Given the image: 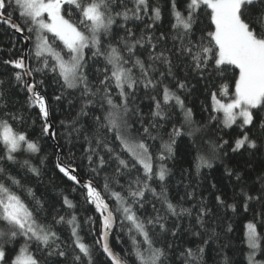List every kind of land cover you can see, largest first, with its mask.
<instances>
[{
  "label": "snow or ice",
  "instance_id": "snow-or-ice-1",
  "mask_svg": "<svg viewBox=\"0 0 264 264\" xmlns=\"http://www.w3.org/2000/svg\"><path fill=\"white\" fill-rule=\"evenodd\" d=\"M167 13L165 31L160 0H0V264H204L229 211L250 214L247 264H264V167L228 163L264 156V0H167ZM192 79L208 92L207 123L185 102ZM32 109L35 138L19 127ZM214 125L230 139L207 137ZM184 136L195 177L218 160L230 194L213 183L208 200L190 179L170 195L167 162ZM42 140L55 142L51 164ZM53 170L67 182L58 198L44 183Z\"/></svg>",
  "mask_w": 264,
  "mask_h": 264
},
{
  "label": "trees",
  "instance_id": "trees-1",
  "mask_svg": "<svg viewBox=\"0 0 264 264\" xmlns=\"http://www.w3.org/2000/svg\"><path fill=\"white\" fill-rule=\"evenodd\" d=\"M162 6L165 9L164 20L162 21L164 30L167 31L172 20L171 17L167 13V0H160ZM10 30L7 29L5 26H0V46H6L10 42ZM20 51L19 46L17 47V52ZM16 54V53H14ZM8 71L3 65H0V77ZM230 82V81H229ZM192 90L190 93L184 96L185 102L189 107L193 108L195 113V119L198 122L207 123L208 112H205L203 109L204 107L210 104V99L208 96V92L204 87L203 81H197L196 79L191 80ZM59 87L58 84L55 82H50L49 85V94L55 91ZM213 90L215 86H212ZM25 94L21 93L18 97V101L20 104H24ZM141 105V108L146 110V104ZM69 105L67 103L61 104L56 113H54V119L64 118L68 114ZM25 117L28 119V123L21 124L19 127L22 130H26L35 138L39 135V126L40 120L39 117L36 115V109H32L30 112L25 111ZM174 119L179 123L181 121V116L179 115L178 111L177 114L174 116ZM35 120L36 123L32 124V121ZM215 128V131L209 130L206 135L211 139L215 140L217 135L224 136L225 139H230L232 136L234 129H223L220 130L218 126H212ZM231 142V140H230ZM44 151L47 154L48 162L51 164L55 160L54 152L56 149L53 147L51 142L46 140L41 141ZM60 143L63 144L64 141L61 138ZM175 159L168 161V166L172 169L173 175L170 178L171 184L169 186V193L172 197L182 196L184 194V184H187L188 181L191 179L193 183H195V179L202 180L201 188L199 192L203 195L204 198L211 200L212 193L215 192V189H211V184H217L219 189H222L225 193L230 194L231 184L229 183V179L225 177L223 172V164L220 161H215L214 166L211 169H202L201 175L199 178L195 177V156H196V149L192 147L191 140L189 137L184 136L180 137L177 140L175 146ZM65 152H67V148H65ZM80 153L77 151V156ZM251 160L252 163L255 165L257 170L261 167H264V156H256L255 158L248 157V156H240L235 155L229 161V165L231 166H239L243 167L247 161ZM184 173L182 176L181 173ZM51 181V183H50ZM183 181V183H181ZM44 183L48 185V192L47 195L52 198H58L59 193L62 190H65V184L67 183L64 179L58 176L55 171H51L49 175L44 177ZM56 185H60V187H56ZM41 191H43V186H41ZM71 198L76 199L77 201L81 202V212L80 215H88L91 214V211L85 212L83 209L88 208L89 206L83 205L82 200L83 197L80 195L79 190L71 194ZM251 219L250 214L239 212L237 214H233L230 211L227 213L226 219L223 221L222 226H217L216 231L220 232L221 235L219 239L209 240L208 245L205 249L204 255V264H223V257L225 254L229 256L232 260V264H247V245L244 243L245 239V232H246V224ZM228 226L231 227L230 232L222 231L226 229ZM91 239V237H88ZM112 246L113 248L121 252L123 255L124 249L129 247L128 238L123 233L120 234V240H117L115 236L112 238ZM195 247V245H191ZM98 255H100L98 253ZM261 259V256H257V260ZM100 264H106V258L100 256Z\"/></svg>",
  "mask_w": 264,
  "mask_h": 264
},
{
  "label": "water",
  "instance_id": "water-1",
  "mask_svg": "<svg viewBox=\"0 0 264 264\" xmlns=\"http://www.w3.org/2000/svg\"><path fill=\"white\" fill-rule=\"evenodd\" d=\"M0 26H2V25H0ZM3 26H4V25H3ZM51 143L54 145L55 142H51Z\"/></svg>",
  "mask_w": 264,
  "mask_h": 264
},
{
  "label": "bare ground",
  "instance_id": "bare-ground-1",
  "mask_svg": "<svg viewBox=\"0 0 264 264\" xmlns=\"http://www.w3.org/2000/svg\"><path fill=\"white\" fill-rule=\"evenodd\" d=\"M52 144V143H51ZM53 145V144H52Z\"/></svg>",
  "mask_w": 264,
  "mask_h": 264
}]
</instances>
